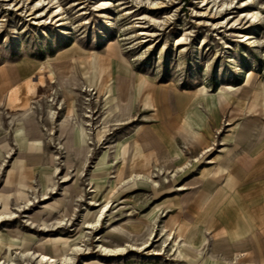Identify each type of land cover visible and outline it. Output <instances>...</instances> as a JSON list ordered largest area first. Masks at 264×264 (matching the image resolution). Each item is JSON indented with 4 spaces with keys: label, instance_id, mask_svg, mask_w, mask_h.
Listing matches in <instances>:
<instances>
[{
    "label": "rangeland",
    "instance_id": "374dc122",
    "mask_svg": "<svg viewBox=\"0 0 264 264\" xmlns=\"http://www.w3.org/2000/svg\"><path fill=\"white\" fill-rule=\"evenodd\" d=\"M102 1L0 0V264H264V0Z\"/></svg>",
    "mask_w": 264,
    "mask_h": 264
},
{
    "label": "crops",
    "instance_id": "0c3cea01",
    "mask_svg": "<svg viewBox=\"0 0 264 264\" xmlns=\"http://www.w3.org/2000/svg\"><path fill=\"white\" fill-rule=\"evenodd\" d=\"M24 75H22L23 77ZM12 78H6L4 84L11 85L13 82ZM2 92V91H1ZM253 140H250V142L247 144V148L251 150L252 146L254 145ZM242 157V156H241ZM238 159H247L246 156H243L242 158ZM236 159H228L226 166L223 167V171H228L234 164L236 163ZM215 194V191H210L205 193L200 202L201 209L205 210L207 205H209L211 199L213 198ZM178 225V224H177ZM180 225H178L179 227ZM182 229V232L185 230L182 226L179 228V230ZM179 230H178V236H179ZM223 234H215L212 237V248L211 252L212 255L216 258L218 254L220 253L223 255V258H230L236 255H243L245 260L250 259V256L253 257L255 261H257L256 258V249L258 244L262 245L264 236L261 233L260 230H256L254 234L245 236V238H241V240H236L235 242H232L230 237H228V234L225 231H222ZM183 237V233H182ZM251 262V261H250ZM255 264V263H254Z\"/></svg>",
    "mask_w": 264,
    "mask_h": 264
},
{
    "label": "bare ground",
    "instance_id": "6f19581e",
    "mask_svg": "<svg viewBox=\"0 0 264 264\" xmlns=\"http://www.w3.org/2000/svg\"><path fill=\"white\" fill-rule=\"evenodd\" d=\"M46 1L47 0H44V5L46 4ZM61 1L62 0H52V2H50V3H48V4H46V6H49L50 4H52L53 3V5H51L52 7L53 6H55L54 8H53V10H56V13H55V15H53L54 17H58L57 19H58V21L57 22H59V27H63V26H65L66 25V23H67V20H68V18H67V11L65 10V8H63L62 7V4H61ZM204 2H205V0H203ZM41 2V1H40ZM113 1L112 0H103L102 2H101V5L99 6V9L97 10V12H100V15H101V17H104V18H106L107 20H110V19H113L111 16H110V13L108 12L109 11V9H111V8H113V9H116V5H115V3H112ZM125 3H123V2H121L120 1V4H119V6H122V5H124ZM75 5H77V6H79V5H81V6H83L84 5V3H79V4H75ZM43 6V5H42ZM45 6V7H46ZM76 6V7H77ZM86 8H84V7H82L81 8V10L80 11H83V10H85ZM152 10V9H151ZM154 10V9H153ZM17 11H18V9H17ZM124 11H125V13H128L129 15H131V13H132V11L131 10H126V9H124ZM39 13L40 15H39V17L38 18H31L30 20H33L34 21V24L33 25H35V26H39V27H43L45 24H42V18L43 17H45V16H47L49 13H50V10L48 11V13L47 14H45V11H44V8H43V10H41L40 11V9L39 10H36L34 13H30L29 14V17H31L32 15H34L35 13ZM87 13H82L81 14V16H83V15H86ZM251 16V18L252 19H258L259 17V15H258V13H256L255 12V10L254 11H251V12H249L248 14H247V16ZM1 17V16H0ZM141 19V18H140ZM5 20L4 19H1L0 20V23H2L3 24V22H4ZM82 22L81 23H83V24H80V26H85L86 25V19L85 18H83L82 20H81ZM132 25V24H131ZM0 29H2V26H0ZM41 30H43V29H41ZM136 32V31H135ZM148 31H145V30H141L140 31V36H143V35H147V34H149V33H147ZM134 33V32H133ZM130 33H126L125 35H126V37H127V35H129ZM138 35V36H139ZM248 38V40H250V39H252V38H250V36H248V35H246ZM148 37V36H147ZM127 40H131V38L129 37V38H126ZM137 39H141V38H137ZM185 40H187V39H185ZM132 43V42H131ZM185 43L183 42V41H179V48L181 49V50H183V49H185L186 47H185ZM94 85H96V81H94ZM128 87H130L131 88V82H121L120 83V85H119V97H118V106H120V104L119 103H122V102H127L126 103V108H127V110L129 111V112H131L130 111V92H129V95H128ZM29 90H30V88H29ZM28 90V91H29ZM30 92V91H29ZM25 98V97H24ZM27 101V100H26ZM28 102V101H27ZM23 104L24 103H22V107H23ZM20 108V107H19ZM52 109V108H51ZM14 111V110H13ZM53 111V110H52ZM54 113H52V118H54L55 117V111H53ZM129 115H130V113H129ZM128 115V116H129ZM85 118L86 119H89V118H91V116L90 115H87V116H85ZM54 120V119H53ZM87 121V120H86ZM81 134H82V131H81ZM140 153L142 154V151H140ZM105 219V218H104ZM47 257V255H44L43 256V258L45 259ZM46 259H48V258H46ZM50 259H52V257H50ZM48 261H50V260H48Z\"/></svg>",
    "mask_w": 264,
    "mask_h": 264
}]
</instances>
